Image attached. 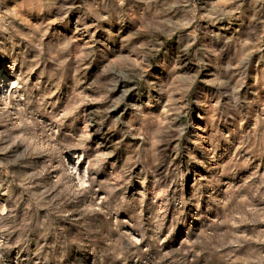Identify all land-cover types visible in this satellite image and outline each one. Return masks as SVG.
I'll use <instances>...</instances> for the list:
<instances>
[{"label": "clouds", "instance_id": "clouds-1", "mask_svg": "<svg viewBox=\"0 0 264 264\" xmlns=\"http://www.w3.org/2000/svg\"><path fill=\"white\" fill-rule=\"evenodd\" d=\"M0 264H264V0H0Z\"/></svg>", "mask_w": 264, "mask_h": 264}]
</instances>
